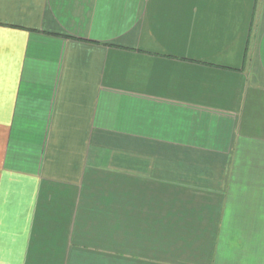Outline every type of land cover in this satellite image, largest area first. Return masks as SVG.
<instances>
[{
    "label": "crops",
    "instance_id": "obj_1",
    "mask_svg": "<svg viewBox=\"0 0 264 264\" xmlns=\"http://www.w3.org/2000/svg\"><path fill=\"white\" fill-rule=\"evenodd\" d=\"M0 264H264V0H0Z\"/></svg>",
    "mask_w": 264,
    "mask_h": 264
}]
</instances>
